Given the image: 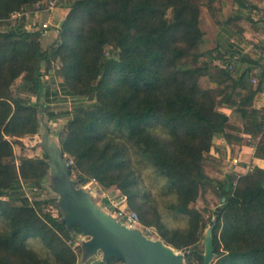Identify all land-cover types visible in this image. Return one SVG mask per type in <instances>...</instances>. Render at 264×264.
Returning <instances> with one entry per match:
<instances>
[{"label":"trees","instance_id":"obj_1","mask_svg":"<svg viewBox=\"0 0 264 264\" xmlns=\"http://www.w3.org/2000/svg\"><path fill=\"white\" fill-rule=\"evenodd\" d=\"M48 1L0 0V23ZM208 1L211 9L216 0ZM215 5V20L230 12L228 0ZM58 7L65 15L48 50L24 22L0 30V264H77L73 242L82 234L79 227L42 213L39 201L3 199L25 183L39 188L49 176L46 154L17 166L14 143L38 135L60 116H70L58 135L61 156L72 162L69 175L75 173L80 185L117 188L142 225L153 226L165 245L185 251L186 264H203L199 242L206 227L191 205L212 183L202 169L204 157L215 139L231 138L221 104L239 114L243 134L262 131L264 116L250 108L264 89L263 56L254 47L249 57L235 49L222 66L214 65L218 47L199 51L207 32L200 29L196 0H67ZM54 62L65 90L81 99L70 113L55 115L40 102L44 68ZM236 63L250 67L239 72ZM255 69L260 79L253 85ZM202 77L215 89L225 86L203 89ZM20 78L18 89L36 101L15 94ZM239 86L244 95L237 102ZM87 99L92 104L86 107ZM144 171L159 185L156 195L145 188ZM235 180L217 185L224 202L211 225L212 264H264V169ZM169 218L184 227H172Z\"/></svg>","mask_w":264,"mask_h":264},{"label":"rangeland","instance_id":"obj_2","mask_svg":"<svg viewBox=\"0 0 264 264\" xmlns=\"http://www.w3.org/2000/svg\"><path fill=\"white\" fill-rule=\"evenodd\" d=\"M66 1L67 0L60 1V4L56 5L54 12L51 15L44 14L38 19H36V17H34L32 14L30 15L29 19H26V21L24 20V23L17 19L9 18L0 23V30L17 27L22 25V23L25 27H28L33 22H48L51 25L49 28V36L44 39H40L42 49L48 50L58 39L59 33L57 28V20H59L61 16L65 15L63 11H60V9H58V6L61 4H65ZM196 1L200 7V29L203 32L205 31V33L207 32L205 43L202 47L199 48V51L201 52L215 46L216 38H214L213 34L216 33L215 28L220 27L222 23L220 21V18H217V20H215L216 16L212 14L213 10H211L217 8L218 5H215V3L218 4L219 0H216L215 3L212 4L211 9L209 8L211 4L208 0ZM31 11L32 9L28 10L27 12L30 13ZM170 18L171 11H168L167 19ZM190 59L191 58L186 61H181V64L184 62L190 63ZM58 67L59 64L57 62H54L51 68H44V73L46 74V77H43L42 80V83L44 85L47 83H58L61 80L56 75ZM259 79L260 77H258V79H255V83L252 82V79H250L249 82L253 85H256ZM20 84L21 78L18 79L14 84L13 90L15 94H20V96H22L23 98L34 102V95L29 92L20 91L18 89ZM199 85L203 89H215L216 87L208 77L200 78ZM224 86L225 85L221 87L217 86L218 88H216L214 91L216 92L218 90H222ZM237 95H244V92L240 91L239 89L235 92L234 100L238 102L241 98ZM217 100L220 101L221 98H218ZM91 104L92 101L90 99H87L84 103H82V105L86 107ZM73 108L74 107L72 106L70 107L71 111L73 110ZM250 109L252 110L254 108L252 107ZM219 110L229 116V125L226 129V133L230 135L231 138L224 139L219 137L213 141V147L210 153L205 155L202 166L203 172L206 176L209 177V179L212 180V183L207 187L201 189L197 201L191 205L192 208L196 209L201 214L202 222L206 227V229L201 234V240L199 242V249L203 251V255L205 254L208 231L215 220L214 213L216 210L222 207L224 202V198L221 196L217 185L224 183L227 179H233L235 183V179H237L240 175L251 174L254 172L255 168L264 169V127L259 134H255L252 136L243 134L242 130L244 129V121L240 119L239 114L236 113L235 110L232 111L222 104L219 105ZM254 110L256 112H259L256 113L257 115L264 116V105L260 110ZM60 117L62 121L55 119L56 121L55 123H53V121L50 120V123L48 122L47 127L45 126L40 129V133L38 135L27 136L25 138L16 140L17 142L14 143V155L16 158L15 163L17 166L20 164L22 159L44 157L46 153L45 150L42 149V146H44V138L47 132L48 134H50V141L53 142L54 140L53 144L58 145L59 147L58 135L63 133L66 123L70 119V116H66L64 118L62 116ZM49 154L55 155L58 158L61 157V153L58 148L49 151ZM63 160L68 164V166L72 164L71 159L66 155L63 156ZM234 160H236L237 162L234 163ZM143 173V175H145L143 179L145 188H147L151 192V194L156 195L159 185H155L152 182L148 171H144ZM48 175L49 176H47V178L42 182L39 188H33L28 183H25L20 189L7 192L8 196L4 197L3 199L14 197L17 199H27L30 203L39 201V203H42L40 205L42 213L51 214L53 217L59 218L62 221L63 218L67 217V213L60 207L61 197L58 192L60 179L59 177L54 176V173H52V171H50ZM70 179L74 183V188L76 191H78L80 194H88L90 199L99 209L102 210V212L107 215L109 214V212L107 213L106 211H104L106 208H109L106 205L108 200H106L105 198H101V196L102 194H105L107 197L117 199L120 193L117 188L111 187L109 189H105L94 181H90L85 185H80L75 173L70 176ZM162 201L163 200H157L160 209L162 208ZM16 204H18V202ZM167 221L172 227L182 228L185 224L182 220L176 221L171 218L167 219ZM154 238L155 240L162 241L157 234L154 235ZM90 240V237L84 236L82 234L78 235L74 240L73 247L77 253V264H97L99 261L103 260V255L100 251L93 253L87 250L86 245ZM176 252L182 254L183 256L185 255V251ZM214 261L215 255L213 256L211 264ZM181 264H186L184 259L182 260Z\"/></svg>","mask_w":264,"mask_h":264},{"label":"water","instance_id":"obj_3","mask_svg":"<svg viewBox=\"0 0 264 264\" xmlns=\"http://www.w3.org/2000/svg\"><path fill=\"white\" fill-rule=\"evenodd\" d=\"M48 132L44 138V150L48 156L54 176L59 177L58 192L61 197L60 207L66 211L63 218L68 228L76 225L82 235L91 238L86 248L90 252L100 251L103 260L117 259L124 264H181L184 256L160 240L144 237L138 230H130L121 225L111 216L102 212L88 194H80L70 179L68 164L63 157L50 155L56 149L50 145ZM51 147V148H49ZM59 149V147H57ZM224 201V199H223ZM211 228L206 239L203 264H211L213 259Z\"/></svg>","mask_w":264,"mask_h":264},{"label":"crops","instance_id":"obj_4","mask_svg":"<svg viewBox=\"0 0 264 264\" xmlns=\"http://www.w3.org/2000/svg\"><path fill=\"white\" fill-rule=\"evenodd\" d=\"M228 3L230 12L220 16L222 24L220 27L215 28L216 33L213 34L214 38H216L214 47L219 49V52L215 55L214 65L222 66L235 49L240 51L242 56L249 57V52L253 47L256 50L258 49L257 53L262 55L264 60V22H255L252 19V11L254 9H264V2L261 0H228ZM234 66L239 72H243L250 67L246 63H236ZM258 73L259 70L256 69L251 72L254 76L252 80L258 79ZM238 89L241 90V86ZM34 101H36V98ZM40 102L49 109L50 113L59 115L70 113V107H74V105L81 102V99L70 95L60 80L58 83H47L44 85ZM263 105L264 89L256 95L253 108L260 110ZM57 119L62 121L61 117ZM55 121L53 120V123ZM50 140L49 136V144L57 148L58 145L53 144L54 140L53 142ZM42 149L44 150V146H42Z\"/></svg>","mask_w":264,"mask_h":264},{"label":"built area","instance_id":"obj_5","mask_svg":"<svg viewBox=\"0 0 264 264\" xmlns=\"http://www.w3.org/2000/svg\"><path fill=\"white\" fill-rule=\"evenodd\" d=\"M61 0H49L47 3L38 2L34 5L33 10L29 13L25 10L19 12H14L10 15V18L17 19L24 22L29 19L32 14L36 19L40 16L47 14L51 15L54 12L56 5L60 3ZM264 2V0H261ZM252 19L255 22H264V9H254L252 11ZM50 24L48 22H33L30 26L25 27L26 30L34 33H38L40 39H44L49 36ZM57 28H59L57 26ZM234 59H238V56H234ZM255 83V80H252ZM237 161L234 160V163ZM36 190V189H34ZM101 198H105L107 201L106 208L104 211L109 212V216L119 222L121 225L130 230H138L147 239L155 240L154 235L157 234L156 229L153 226H144L141 224L140 219L136 212L131 211L127 207L126 197L119 193V197L110 198L105 194H102Z\"/></svg>","mask_w":264,"mask_h":264}]
</instances>
